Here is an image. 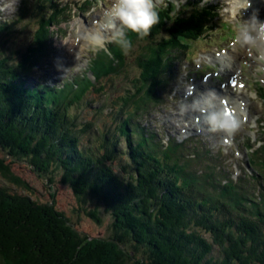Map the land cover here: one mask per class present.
Instances as JSON below:
<instances>
[{"label":"trees","instance_id":"16d2710c","mask_svg":"<svg viewBox=\"0 0 264 264\" xmlns=\"http://www.w3.org/2000/svg\"><path fill=\"white\" fill-rule=\"evenodd\" d=\"M156 10L160 22L148 36L126 29L90 62L98 83L117 74L125 50L155 41L137 60L138 89L113 108L115 121L102 132L97 128L94 143L83 139L94 125L78 127L70 110L96 82L86 78L53 88L43 80L36 86L23 81V75H33L31 61L44 44L48 17L38 22L31 54L19 65L1 58L0 175L16 189L30 187L11 162L27 160L42 175H54L51 184L58 175L80 200L103 206L112 220L109 238L92 237L52 201L0 186V264H264V177L257 201L242 176L234 182L218 170L211 151L196 142L163 145L140 123L160 105L161 74L171 73L176 53L211 36L220 18L214 4L195 1L183 9L167 2ZM7 27L0 23V33ZM161 34L165 38L156 43ZM124 42L131 47L125 49ZM247 151L263 154L264 140ZM255 160L249 161L254 172ZM259 165L264 171V159ZM114 167L124 168L126 176ZM97 206L84 211L101 224Z\"/></svg>","mask_w":264,"mask_h":264},{"label":"rangeland","instance_id":"374dc122","mask_svg":"<svg viewBox=\"0 0 264 264\" xmlns=\"http://www.w3.org/2000/svg\"><path fill=\"white\" fill-rule=\"evenodd\" d=\"M193 1L214 4L220 10L221 15L216 20L214 31L213 33L212 30L210 31L211 36L192 44L187 51L180 50L176 53L171 73L161 74L160 81L164 80L165 87L157 94L160 105L156 108L151 107V113L138 119L147 132L153 133L163 145H168L173 140L188 141L196 142L201 149L211 151L218 158V170L224 169V174H229L234 182L242 176L252 188L250 189L252 197L259 201L260 183L264 177L259 160L264 159V153L258 154L257 157L256 154L252 156L247 151V147L256 145L258 140H264V124H262L264 60L260 59V54L255 49L250 53L247 47L241 46L238 38L241 30L250 26V17L255 13L260 18L261 12L256 1L251 2V7L246 11L239 10L234 14H230V6L239 4L235 0H156V3L157 6H166L167 2L178 3L177 6L183 9L185 3ZM111 4L112 0H0V23L8 25L0 33V60L8 58L10 62L13 60L19 65L26 55L31 54L32 45L35 44L34 36L39 29L38 22L48 17L51 22L47 21L49 31L44 44L31 61V64H34L33 75H23V81L26 79V85L36 86L43 80V83L53 88L77 80L84 81L86 78L96 82L95 76L89 71L90 62L96 52L114 43L121 31L119 22L114 29H108L107 11ZM89 32L100 33L104 40L103 45L90 46L86 36ZM165 35L161 34L156 43L165 38ZM152 43L155 41L145 45L136 42L132 50H125L126 61L121 68H118L117 74L96 82L94 85L96 87L89 88L83 95L82 101L71 107L70 114L76 118V123L78 121V127L86 122L94 125V129L83 133L84 140L91 139L94 143L97 128L101 131L104 129L103 126L109 127L115 121L113 108L122 107L124 104L122 99L135 94L139 87L137 79L141 72L137 60L149 47L155 45ZM237 50L241 53V58L237 60L235 66L237 71L225 67L223 62L218 60L219 55L236 54ZM231 71L236 72V75H232ZM205 73H209L210 77L203 81L202 76ZM230 77L234 85L239 79L237 93L230 90L228 84ZM242 81L245 82L244 87ZM81 84H76L79 89ZM200 85L204 87L198 89L197 86ZM191 91H193L192 95ZM228 93L238 97L243 106L241 127L232 135L214 130L208 122V115L221 112L222 109L219 110L217 104L221 103ZM204 95L211 100L208 108L204 103ZM246 98H249V101ZM205 110H208L207 114H203ZM199 118H201L200 123L197 122ZM244 119L247 121L242 122ZM250 137L252 141H249ZM225 138L227 139L224 140ZM123 151L124 148L120 149V154H123ZM4 156L5 154L0 151V157ZM251 158H256L255 172L249 163ZM6 159L9 160L10 157L7 156ZM11 162L15 174L30 187L16 189V185L9 183L0 175L1 187L11 188L19 191L20 194H30L38 202L52 201L83 234L109 238L112 219L108 212L105 213L103 206L99 204L97 206L89 199L80 200L69 187L60 183L58 175H55V182L51 184L50 177L54 175H42L27 160ZM114 168L121 177L126 176V173L122 172L124 168ZM95 206L102 214L101 224L86 215L84 211V209L91 210ZM204 234L212 241L207 233ZM216 248L218 247L215 246ZM219 254V249H216L214 255L219 256Z\"/></svg>","mask_w":264,"mask_h":264},{"label":"clouds","instance_id":"9594fccd","mask_svg":"<svg viewBox=\"0 0 264 264\" xmlns=\"http://www.w3.org/2000/svg\"><path fill=\"white\" fill-rule=\"evenodd\" d=\"M251 7V0H242L239 4L230 6V14L239 10L246 11ZM156 0H112L111 7L107 11L108 26L116 27L117 22L121 26L120 35L123 36V29H128L138 34L141 38L150 34L151 29L160 22V14L156 10ZM250 26L243 28L239 34L238 43L247 47L249 52L255 49L264 60V21H261L257 14H253L249 20ZM90 46H102L103 37L98 32L86 34ZM125 49L131 47L130 42H124ZM125 54L127 52L125 51ZM208 122L214 130L222 131L228 135L236 133L241 127V121L234 114L228 111H221L208 115Z\"/></svg>","mask_w":264,"mask_h":264},{"label":"bare ground","instance_id":"6f19581e","mask_svg":"<svg viewBox=\"0 0 264 264\" xmlns=\"http://www.w3.org/2000/svg\"><path fill=\"white\" fill-rule=\"evenodd\" d=\"M235 1L238 2V3L242 2V0H235ZM255 1H256V4L258 5L257 7L259 8V10L261 12V17L259 19L261 21H264V3H263L264 0H261L262 3H260V4H262V6L259 4V0H251V2H255ZM202 2L203 1H201L200 3L203 4ZM196 3L198 4V2H196ZM207 3H211V2H207ZM177 4L178 3H176V5ZM185 4L187 5L189 3L187 2ZM251 5H252V3H251ZM251 12H254V11H251ZM110 28L111 27H108V29H110ZM261 51H264V45L261 46ZM240 58H241V53H240V51L237 50L236 54H228L227 56L226 55H223V56L220 55V58H218V60L222 61L223 64L225 65V67L228 66V67H231L232 70H236L237 71V69H235V66H236L237 60L240 59ZM231 74L232 75H236V72H232L231 71ZM202 87H204V85L197 86L198 89H201ZM210 101L211 100H209L208 96L204 95V103H206L205 105H206L207 108H208V105L210 104ZM239 101H240V99L238 97L232 95L231 93H228V95H225L223 97V99H222V102L218 103L217 106L219 107V110H221L222 109V104H227V106L231 105L234 108L233 111H236V114L238 115V117H237V115L235 114L237 119L240 120L241 114H242V111H243V108H242L243 106H242V104ZM247 101H249V98L247 99ZM247 101H244V103H246Z\"/></svg>","mask_w":264,"mask_h":264}]
</instances>
